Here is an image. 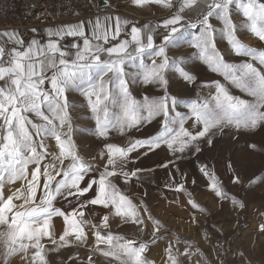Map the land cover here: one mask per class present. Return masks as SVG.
I'll return each instance as SVG.
<instances>
[{
    "label": "snow or ice",
    "instance_id": "snow-or-ice-1",
    "mask_svg": "<svg viewBox=\"0 0 264 264\" xmlns=\"http://www.w3.org/2000/svg\"><path fill=\"white\" fill-rule=\"evenodd\" d=\"M132 4L161 5L171 14L155 25L137 26L116 16L113 28V17L105 16L101 20L97 16L95 20L48 27L44 29L45 42L34 36L26 47L18 30L0 31V37L6 38L4 44L14 45L7 53L10 57L7 61L5 47L0 45V81L3 82L0 83V186L27 178L28 166L36 165L25 187L16 189L6 198L0 191V226L5 229L0 231V256L4 264H8L14 254L27 253L30 249L31 264H47L42 239L51 241V250L71 244L73 237L76 242L86 241L87 225L96 229L92 233L96 250L102 251L105 257H114L119 264H154L145 255L149 241L137 246L136 241L111 232L102 235L100 231L108 228L113 210L121 219L131 220L136 225L145 224L137 205L113 183L121 178L125 184L133 178L142 180L146 174L143 169L128 167L130 154L145 146L149 152L161 150L163 146L173 152H183L200 138L214 146L210 138L214 128L234 126L250 130L264 124V68L252 62H227L216 43L217 36L226 38L236 55L249 56L264 66V51L249 48L236 36L238 28L247 24L264 41V0H132ZM234 13L246 19L238 25L233 22ZM212 18L223 23L219 32ZM37 31L32 29L33 33ZM122 33L127 38L119 39ZM188 36L191 38L187 39ZM66 37L73 38L72 43L63 44ZM157 37L159 43L155 42ZM181 42L190 44L196 50V59L211 72L221 75L232 86L255 98L254 101L233 95L219 80L202 83V87L209 90L203 97L199 93L196 99L172 95L169 72L179 74L188 84L197 81L195 67L186 69L182 58L168 55ZM137 79L160 88L163 95H146L143 101L136 100L129 89L130 82ZM70 91L80 93L82 103L94 120L92 134L101 138L103 147L93 159L100 167L84 159L73 140L75 127L70 110L76 106L69 103L67 93ZM181 106L187 111H180ZM29 113H34L40 122H34ZM158 117L161 118L160 129L155 135L131 140L126 146L108 142L111 132L125 135L128 129L150 125ZM186 120L192 121L195 132L185 127ZM50 137L54 138L58 153L45 144ZM249 148L259 150L255 143ZM195 151L199 153L200 147ZM48 156L53 157V162L41 164ZM169 163L162 166L166 168ZM228 167L233 173V184H241L238 170L231 163ZM199 170L210 177L208 187L217 198L230 199L240 208L246 206L236 196L229 197L223 191L215 173H210L206 165H201ZM89 175L91 179H87ZM259 182L264 183V177H260ZM166 190L187 194L193 209L205 211L190 198L184 183L173 180L166 185ZM57 199L67 200L71 210L56 207ZM15 200L23 203L17 205ZM141 204H144L143 198ZM90 206L109 210L99 225L85 218L84 210L91 211ZM143 211L152 220L150 242L155 243L164 235L161 232L164 225L152 216L146 205ZM57 216L64 221L58 239L54 238L52 230V218ZM192 219L199 225L196 216ZM260 228L264 230V225ZM204 233L207 235V228ZM100 245H105L106 249H101ZM164 251L166 264H178L171 244ZM87 264H93L91 257Z\"/></svg>",
    "mask_w": 264,
    "mask_h": 264
},
{
    "label": "rangeland",
    "instance_id": "rangeland-1",
    "mask_svg": "<svg viewBox=\"0 0 264 264\" xmlns=\"http://www.w3.org/2000/svg\"><path fill=\"white\" fill-rule=\"evenodd\" d=\"M87 1L92 4L97 13L110 8L119 11L144 10L148 13V16L144 17L147 23L166 19L171 14L169 9L161 5L138 9L134 4H127V0ZM152 7L159 8L161 11L152 12ZM245 19L240 13L233 14V22L238 25ZM212 23L218 32L223 28V23L215 18H212ZM236 36L249 48L264 51V41H261L247 24L238 28ZM190 38V36L187 37V39ZM216 43L227 62L237 64L252 62L255 66L264 68L257 60L249 56L236 55L226 38L217 36ZM195 51L190 44L181 42L168 52L169 56L182 58L186 69L195 67L194 74L197 75V81L194 84H188L179 74L169 72L167 75L171 78L170 92L172 95H177L180 99H196L199 93L203 97L208 94L209 90L202 87V83L219 80L229 88L233 95L254 101L255 98L232 86L221 75L211 72L206 65L196 59ZM145 62L150 63V60ZM129 90L132 97L138 101H143L146 95L148 97L163 95L160 88L145 85L140 79L131 81ZM67 96L69 103L76 106L70 110V115L75 127L73 140L77 144V150L94 167H100L93 159V155L98 154L100 148L103 147L101 138L92 134L95 127L94 120L82 103L83 97L79 92L70 91ZM179 110L187 111L183 106ZM29 117L34 122H40L34 113H29ZM160 120L161 118L158 117L150 125L130 128L125 135L113 131L110 133L108 142L126 146L131 140L155 135L160 129ZM185 127L195 132L191 120L185 121ZM200 127L202 129L203 126ZM212 133L210 138L213 139L214 146H209L206 139L200 138L196 143L186 146L183 152L178 150L173 152L166 146H163L161 150L149 152L148 146H145L130 154L128 167L143 169L146 174L142 180L133 178L125 184L121 178L114 180L113 183L117 185L122 194L127 195L137 205L145 224L136 225L131 220L121 219L114 214L113 210V214L109 215L108 228L100 229L102 235L111 232L125 239L136 241L137 246L140 242L149 241V250L145 255L154 264H166L167 258L164 250L170 244L172 254L177 258L178 264H264V230L260 228L264 225V183L259 182L260 177H264V124L250 130L236 129L234 126L217 127L212 130ZM253 143L259 146V150L253 151L249 148V145ZM45 144L50 150L58 153L54 138H48ZM176 147L178 149L179 145ZM196 147H200L199 153L195 151ZM169 161L171 163L168 167L162 166ZM52 162L53 157L48 156L41 164ZM230 163L238 170L241 184H233L231 179L233 173L228 167ZM201 165H206L210 173H215L218 183L222 185L223 191L229 197L236 196L246 206L240 208L234 206L230 199L217 198L208 187L210 177L205 176L199 170ZM56 166L59 167L58 163ZM35 167V163L28 166L27 178L6 182L0 186L4 197L11 195L18 188L25 187ZM177 168L179 171L176 170ZM98 174L97 172V177ZM91 178V175L87 177V179ZM173 180L185 184L187 192L191 194L190 198L205 210L203 213L199 211V208L193 209L189 205L187 194L166 190V185ZM141 198L144 200L143 205ZM14 203L19 205L23 201L15 200ZM144 205L151 211L152 216L164 225L161 229L164 235L155 243L150 242L152 220L148 219L143 211ZM55 206L62 210H71L67 200L64 199H57ZM90 207L91 211L84 210L85 218L90 220L91 224L99 225L101 218L109 210L102 209L100 206ZM193 216L198 218L199 225L193 221ZM52 225L54 238L58 239L64 228L63 217H53ZM205 228H207V235L204 233ZM141 229L144 230L141 231ZM3 230H5L4 226H0V231ZM95 230L91 225L85 226V232L88 234L86 241L76 242L73 237L71 244L57 250H51L53 246L48 238L42 239L47 264H87L89 257L92 258L93 264H119L114 257H105L102 251L96 250L95 236L92 235ZM100 248L106 249V246L100 245ZM185 249H187V255H184ZM31 251L30 249L27 253L14 254L9 258L8 264H31ZM70 257L74 259L70 260ZM0 264H4L2 256H0Z\"/></svg>",
    "mask_w": 264,
    "mask_h": 264
},
{
    "label": "built area",
    "instance_id": "built-area-1",
    "mask_svg": "<svg viewBox=\"0 0 264 264\" xmlns=\"http://www.w3.org/2000/svg\"><path fill=\"white\" fill-rule=\"evenodd\" d=\"M96 13L87 0H0V28L18 30L26 40L31 28L57 25L70 17L81 19Z\"/></svg>",
    "mask_w": 264,
    "mask_h": 264
},
{
    "label": "crops",
    "instance_id": "crops-1",
    "mask_svg": "<svg viewBox=\"0 0 264 264\" xmlns=\"http://www.w3.org/2000/svg\"><path fill=\"white\" fill-rule=\"evenodd\" d=\"M127 4H132V0H127ZM137 6L138 9H141L140 7L141 6H138V5H135ZM146 7V6H145ZM152 12H155V13H158L161 11V9L159 8H153L152 7ZM99 16L101 18V20H103V18L105 16H111L113 17V20H112V25H113V28L115 26V17L116 16H119L121 17L122 19L124 20H129V21H132V19H140L141 22L140 23H135L134 21H132L133 23H135L137 26H141L143 24H146L147 21L144 20V17L148 16V13H146L144 10H135V11H119V10H115V9H106L100 13H96V14H93V15H90L88 17H84V18H81V19H78V18H75V17H70L68 18L65 22L61 23V24H57V25H44V26H38V27H34V28H31L29 30V37L28 39H26V44H25V47L27 46V42L29 40H31L34 36L38 39H41L42 42H45L47 40V37H46V34L44 33V29L48 28V27H57V26H60V25H64V24H74V23H78L79 21L81 20H88V19H93L95 20V18ZM163 20V19H162ZM157 21V22H154L152 24H159L161 23V21ZM32 29H37L38 31L36 33H33L32 32ZM3 30H6L5 28H0V31H3ZM7 30H13V29H7ZM129 30H130V27H129ZM124 38H127L123 33L121 34V37L119 39H124ZM6 40V38L4 37H0V45H3L5 47V50H6V56H5V61H7L8 59H10V57L7 55V53L10 51V49L14 46L11 42H8L6 44H4V41ZM73 41V38L71 37H66L64 39V41L62 42L63 44L67 45V44H70L72 43ZM156 43H159L160 42V39L159 37H157ZM80 43H82V41H80ZM50 75V73H49ZM0 83H3L2 81H0Z\"/></svg>",
    "mask_w": 264,
    "mask_h": 264
},
{
    "label": "trees",
    "instance_id": "trees-1",
    "mask_svg": "<svg viewBox=\"0 0 264 264\" xmlns=\"http://www.w3.org/2000/svg\"><path fill=\"white\" fill-rule=\"evenodd\" d=\"M132 21H134L135 23H140L141 22L140 19H132Z\"/></svg>",
    "mask_w": 264,
    "mask_h": 264
}]
</instances>
